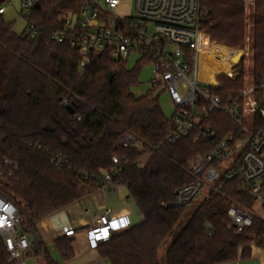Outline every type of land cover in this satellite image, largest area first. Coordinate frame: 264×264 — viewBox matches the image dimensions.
<instances>
[{"label": "trees", "instance_id": "16d2710c", "mask_svg": "<svg viewBox=\"0 0 264 264\" xmlns=\"http://www.w3.org/2000/svg\"><path fill=\"white\" fill-rule=\"evenodd\" d=\"M201 7L205 14L201 40L209 43L212 57L242 51L244 3L201 0ZM80 8L81 0H40V9L28 19L39 29L34 39L15 34L0 14V196L18 209L21 231L36 234L41 221L93 195L105 176L112 174V183L127 190L143 222L101 243L100 256L110 264H161V248L188 214L187 208L162 203L171 204L182 187L195 182L188 173L191 159L211 153L218 140L231 132L238 134L239 127L215 112L210 119L216 133L213 142H194L189 137L168 144L172 117L164 114L159 97L153 92L139 97L132 93L140 85L143 64L128 70L126 63L105 54L86 59L68 44L51 40L62 17ZM251 17L255 83L259 84L264 78V0H254ZM207 58L202 55L199 62L212 79L219 68L208 64ZM218 80L220 86L213 92L223 99L243 89L242 77ZM64 100L74 114L62 106ZM254 120L255 129L264 131V118ZM126 133L140 140L143 150L124 148L120 141ZM145 154L146 166L140 169L137 161ZM56 156L62 160L59 168L53 164ZM115 157L121 159L118 166L113 164ZM217 187L219 192L194 208L172 239L164 264L238 263L249 258L252 245L264 248L260 223L240 234L228 226L231 206H254L249 193L236 179L221 181ZM57 247L64 261L74 257L65 239ZM45 252L44 245L35 246V255ZM0 264H14L1 238Z\"/></svg>", "mask_w": 264, "mask_h": 264}, {"label": "built area", "instance_id": "2783aa9c", "mask_svg": "<svg viewBox=\"0 0 264 264\" xmlns=\"http://www.w3.org/2000/svg\"><path fill=\"white\" fill-rule=\"evenodd\" d=\"M0 1L3 4L8 0ZM241 1L247 10L254 6V0ZM22 3V14L27 17V30L23 35L34 39L39 29L29 24L28 19L31 12L37 10L35 6L40 0H22ZM121 5L122 0H81L79 12L62 17L60 29L50 38L68 44L86 59L98 53L116 62L127 64L132 58L136 65L151 66L153 91L166 90L175 107L171 116L173 130L166 138L168 144L189 137H193L194 142H213L216 133L210 124L212 114L220 112L228 116L239 127L238 134L229 133L215 143L211 153L191 159L188 173L195 182L182 187L171 204L162 205L196 208L212 192H219L217 185L221 181L236 179L254 200V206L251 209L231 206L227 212L229 228L240 234L255 223L264 227V131L256 130L254 124L255 116L264 118V78L259 84L227 99L213 92L217 87L210 80L198 78L200 57H212L209 43L203 44L201 40L204 35L200 26L205 19L201 0H135L134 15L118 16L114 11ZM5 13L6 8L2 6L0 14ZM203 83L209 87H204ZM68 104V100L62 102V106ZM120 143L127 149L143 150L142 142L130 133L124 134ZM147 158L145 154L137 161L140 169L146 166ZM4 163L12 167L10 160ZM120 163V158L113 159L114 165ZM53 164L61 167V158L54 157ZM112 176H105L101 188L112 183ZM21 221L16 206L0 196V238L5 241L10 261L14 264H19L22 254L38 242L35 236L34 243H31L27 234L21 231ZM98 224L101 232L99 244L109 241L118 230L111 209L104 211ZM74 233L71 229L65 232V236L71 237Z\"/></svg>", "mask_w": 264, "mask_h": 264}, {"label": "crops", "instance_id": "0c3cea01", "mask_svg": "<svg viewBox=\"0 0 264 264\" xmlns=\"http://www.w3.org/2000/svg\"><path fill=\"white\" fill-rule=\"evenodd\" d=\"M106 209H111L115 215L117 233L143 222L127 190L111 183L83 201L41 221L37 225L36 234H27L31 243H34L35 236L38 242L30 251L22 254L19 264H48L50 261L57 264H110L98 252V239L101 235L98 220ZM71 229L75 231L74 235L66 237L65 232ZM62 239L68 242L74 253L69 261L63 260L57 247V242ZM39 244L45 246L46 252L37 256L34 249ZM228 264H264V248L252 245L247 260Z\"/></svg>", "mask_w": 264, "mask_h": 264}, {"label": "rangeland", "instance_id": "374dc122", "mask_svg": "<svg viewBox=\"0 0 264 264\" xmlns=\"http://www.w3.org/2000/svg\"><path fill=\"white\" fill-rule=\"evenodd\" d=\"M134 1L135 0H122V5L114 11L118 16L134 15ZM22 0H8L2 4L6 8L7 12L4 15V19L7 23L12 24L13 32L17 35H23L27 30V17L25 14H22ZM254 6H249L248 10L245 8L246 16V41L245 47L242 51L230 50L229 56L212 58L208 57L207 62L210 65L218 66V71L212 76V79H209L208 71L205 69L204 65L198 63V65L205 71H198V78L205 79L208 76V79L212 84H215V87H219L220 83L218 77L225 76L229 80H236L237 78L242 77L243 80V89L254 86L255 83V71L257 70V63L254 59L253 51V41H252V31H253V22L251 13ZM220 59V60H218ZM136 66L135 60L130 59L126 64L128 70L134 69ZM153 69L151 66H147L142 69L140 74V85L136 87L132 93L139 97L147 94L148 92H153L155 96L159 97V102L164 114L170 118L175 110L174 104L171 100L170 95L164 89L158 91H153L150 80L152 78ZM206 74V75H205ZM203 86L208 88L207 83H203ZM242 89V90H243ZM201 202V201H200ZM194 208L188 209V214L184 218L175 231L173 232L171 238L168 239L166 244L160 250L161 264H164V253L166 248L170 245L171 241L179 233L187 219L191 216ZM258 214H261V211L258 210Z\"/></svg>", "mask_w": 264, "mask_h": 264}, {"label": "water", "instance_id": "95a60500", "mask_svg": "<svg viewBox=\"0 0 264 264\" xmlns=\"http://www.w3.org/2000/svg\"><path fill=\"white\" fill-rule=\"evenodd\" d=\"M35 8L38 10L40 9V4H36ZM114 78V75L111 76V81ZM66 110L70 113V114H74L75 110L72 106H66Z\"/></svg>", "mask_w": 264, "mask_h": 264}, {"label": "bare ground", "instance_id": "6f19581e", "mask_svg": "<svg viewBox=\"0 0 264 264\" xmlns=\"http://www.w3.org/2000/svg\"><path fill=\"white\" fill-rule=\"evenodd\" d=\"M199 70H203V69L198 65V67H197V76H198V71H199ZM203 71H204V70H203ZM204 73H205V71H204ZM205 75H206V74H205ZM206 79H208V76L205 77V80H206ZM208 80H209V79H208Z\"/></svg>", "mask_w": 264, "mask_h": 264}]
</instances>
